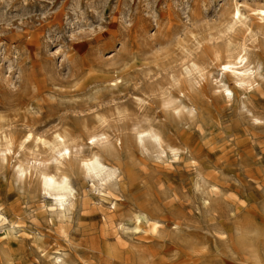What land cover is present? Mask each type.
Instances as JSON below:
<instances>
[{
	"label": "rangeland",
	"instance_id": "1",
	"mask_svg": "<svg viewBox=\"0 0 264 264\" xmlns=\"http://www.w3.org/2000/svg\"><path fill=\"white\" fill-rule=\"evenodd\" d=\"M235 5L248 29L228 33ZM253 9L264 0H0V264H264V22ZM242 47L259 68L245 89L219 67ZM179 101L194 113L177 114ZM149 129L163 153L140 147ZM56 133L72 147L64 216L38 178L55 174ZM93 133L115 148L107 189L81 168Z\"/></svg>",
	"mask_w": 264,
	"mask_h": 264
},
{
	"label": "bare ground",
	"instance_id": "2",
	"mask_svg": "<svg viewBox=\"0 0 264 264\" xmlns=\"http://www.w3.org/2000/svg\"><path fill=\"white\" fill-rule=\"evenodd\" d=\"M251 13L252 15L248 16L249 18L251 19L258 18L259 21L264 22V9H253L252 11H250V14ZM245 19L246 18L243 17V14L241 13L239 7L235 5L233 10L230 13V22L228 24V27L226 25L227 30H226V27H225V30L228 33H232L235 30V27L237 25L248 29L247 25L245 24ZM230 44L228 45L230 46ZM227 48L230 49L231 47H227ZM229 52H232V49ZM219 67H222L223 76L227 75L231 77L235 85L237 84L240 88H243V89L249 88L252 86V83L254 82V78L257 75V72L259 70V68L255 69L252 67V64L247 57L244 47H242L240 52H238L235 56L233 57L229 56L227 61L223 64H220ZM195 69H196V66L193 63H191L190 69H186V74L191 73V70H195ZM110 82L114 83L115 81L113 80ZM219 84L221 86V89H223V91L230 98V96L232 95L231 93L232 90L229 89L228 85L223 80H219ZM169 105L173 107L174 110H177V114L185 111L190 116L195 111L193 107H189L185 105L184 103H182L181 101L177 103L171 102L169 103ZM23 137H24V140H29L31 138V134L28 133L26 134V136H23ZM89 140H90V145L94 146V148L96 149L91 150L89 155L87 154L88 158L81 160V168L83 170V174L85 175V177L94 181L98 186H100L103 189H107L108 187L117 185V179L119 177L120 169L109 166L104 160L105 156H112V157L114 156L115 148L113 144L109 141L106 134H103V133H98V134L93 133V135L89 136ZM12 141L7 140L6 144L11 145ZM137 141L140 144V147L142 149H145L147 142H151L154 146H156L160 150L159 152L163 153L162 144L164 142L162 140V136L160 133L156 132L153 129L138 132ZM70 142L71 141H70L69 135H67L66 133H62V134L56 133L55 134L53 142L51 144L52 145L51 150L53 151L55 155L54 157L55 174H49L47 173L48 171L42 170L39 172V175H38L41 193L51 198L52 199L51 201L57 204V207L53 206L50 208L56 213H58L59 215H63V216L67 215L74 205V202H73L74 189L72 187L70 176L64 170V163L67 160H70V157L72 154L71 152L72 147H71ZM41 143L45 144L43 141H41ZM171 152L175 153V150H171ZM31 168L29 167L30 171H31ZM16 170L19 176H22L26 172V169H24L21 164L17 165ZM35 175L37 174L35 173ZM0 230L3 231V237H8L7 233L5 232L6 231L5 228H1ZM3 254H4V248L3 246H0V255H3ZM4 261H5V258H4ZM61 261H62V258L60 256H57L55 258L54 264H60ZM7 262L9 261H5L4 263H7Z\"/></svg>",
	"mask_w": 264,
	"mask_h": 264
}]
</instances>
